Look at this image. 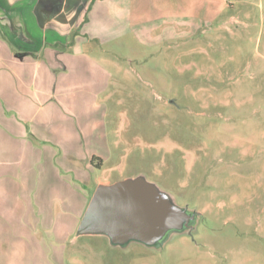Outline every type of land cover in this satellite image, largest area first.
Returning a JSON list of instances; mask_svg holds the SVG:
<instances>
[{
    "label": "rangeland",
    "instance_id": "1",
    "mask_svg": "<svg viewBox=\"0 0 264 264\" xmlns=\"http://www.w3.org/2000/svg\"><path fill=\"white\" fill-rule=\"evenodd\" d=\"M65 2L57 33L30 28L27 46L39 84L52 66L47 85L70 72V86L24 122L38 145L24 165V145L8 154L0 138L13 162L0 209L23 197L49 213L69 194L75 218L36 242L0 219V264H264V0ZM125 181L151 187L166 216L118 240L81 230L98 186Z\"/></svg>",
    "mask_w": 264,
    "mask_h": 264
},
{
    "label": "crops",
    "instance_id": "2",
    "mask_svg": "<svg viewBox=\"0 0 264 264\" xmlns=\"http://www.w3.org/2000/svg\"><path fill=\"white\" fill-rule=\"evenodd\" d=\"M65 1L67 0H0V7L3 6L0 9V28H4L3 31L0 29V131H2L0 138L2 137V145L7 153L9 152L10 142L24 145L18 152L17 156L19 157L15 158V166L16 164L21 166L24 165V162H28V153L36 156L38 145L30 140L29 131L25 129L24 122L35 120V117L31 114L36 106L41 105L40 95L51 94L55 91L54 86H70L69 76L72 75L70 72L64 74L62 80L58 77L56 80L53 79L51 86L47 85L52 80L51 71L57 70L52 66L50 70L48 66L47 73H44L45 77L42 80L44 85L39 84L36 73L42 69L43 64L30 57L37 53L33 48L27 46V44H35L38 41L30 28L49 27L53 28L48 33L49 35L57 33L55 27L59 25L58 22H61V12L67 7ZM50 22H53L52 25ZM16 28L20 29L17 30ZM52 51L55 52V50ZM50 56L51 59H54L53 53H50ZM38 86L49 87L37 90ZM14 112L18 116L17 119L13 115ZM10 113L12 114L10 115ZM64 143L67 145L72 144L70 141L68 143L64 141ZM70 151L71 149L67 146V149L64 147L61 153L57 154L60 157L59 160L64 161L65 169L62 168V170L64 169L67 172L74 170V167L70 166V164H74V156L70 154ZM1 152L3 153V151ZM12 163L10 158L3 160L0 157V191H3L2 187L9 178L8 168ZM29 184L30 182L25 185ZM1 200L6 203L5 198L1 197ZM37 203L41 204L43 200L39 199ZM12 205L13 209L15 207L17 210L6 211L0 209V219L4 224L7 221L4 226H9L16 231L24 229L27 237L35 242L39 240V236L43 233L68 234L67 219H70V216L75 218L74 197H70L69 194L55 198L54 209L52 206L49 213L44 212L43 207L36 206L33 199L30 198L17 197ZM7 206L3 208L7 209ZM72 236L70 241H74L75 236L74 238Z\"/></svg>",
    "mask_w": 264,
    "mask_h": 264
},
{
    "label": "water",
    "instance_id": "3",
    "mask_svg": "<svg viewBox=\"0 0 264 264\" xmlns=\"http://www.w3.org/2000/svg\"><path fill=\"white\" fill-rule=\"evenodd\" d=\"M163 203L151 187L137 182L100 185L84 215L81 230H102L116 240L129 231L142 235L152 217L166 216L161 211Z\"/></svg>",
    "mask_w": 264,
    "mask_h": 264
}]
</instances>
